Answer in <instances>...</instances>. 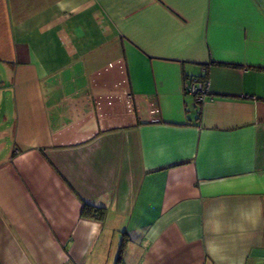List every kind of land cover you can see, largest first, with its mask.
I'll use <instances>...</instances> for the list:
<instances>
[{"label":"crops","instance_id":"crops-1","mask_svg":"<svg viewBox=\"0 0 264 264\" xmlns=\"http://www.w3.org/2000/svg\"><path fill=\"white\" fill-rule=\"evenodd\" d=\"M0 132V264H264V0H0Z\"/></svg>","mask_w":264,"mask_h":264},{"label":"built area","instance_id":"built-area-1","mask_svg":"<svg viewBox=\"0 0 264 264\" xmlns=\"http://www.w3.org/2000/svg\"><path fill=\"white\" fill-rule=\"evenodd\" d=\"M184 93L192 96L196 104L202 103L209 97V88L205 79L187 80L183 86Z\"/></svg>","mask_w":264,"mask_h":264},{"label":"rangeland","instance_id":"rangeland-1","mask_svg":"<svg viewBox=\"0 0 264 264\" xmlns=\"http://www.w3.org/2000/svg\"><path fill=\"white\" fill-rule=\"evenodd\" d=\"M8 138V135H4L3 132H0V140Z\"/></svg>","mask_w":264,"mask_h":264},{"label":"trees","instance_id":"trees-1","mask_svg":"<svg viewBox=\"0 0 264 264\" xmlns=\"http://www.w3.org/2000/svg\"><path fill=\"white\" fill-rule=\"evenodd\" d=\"M202 79H204V78H202ZM205 80H206V78H205ZM84 209H86V207H84ZM91 217H97L95 214L94 215H91Z\"/></svg>","mask_w":264,"mask_h":264}]
</instances>
